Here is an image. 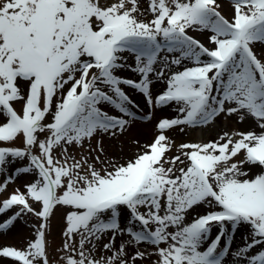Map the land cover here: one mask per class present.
Here are the masks:
<instances>
[{"label": "snow or ice", "instance_id": "snow-or-ice-1", "mask_svg": "<svg viewBox=\"0 0 264 264\" xmlns=\"http://www.w3.org/2000/svg\"><path fill=\"white\" fill-rule=\"evenodd\" d=\"M228 5L0 0V233L39 221L0 259L264 264V0ZM133 93L155 135L126 155Z\"/></svg>", "mask_w": 264, "mask_h": 264}, {"label": "rangeland", "instance_id": "rangeland-1", "mask_svg": "<svg viewBox=\"0 0 264 264\" xmlns=\"http://www.w3.org/2000/svg\"><path fill=\"white\" fill-rule=\"evenodd\" d=\"M222 2L224 3V9L222 10V14L227 16L229 15L228 0H222ZM200 38L202 39V41H204V37H200ZM163 88H164L163 84L157 85V90H160ZM136 101L137 103H139L140 109H142L143 111L138 112L136 123L132 126V130L130 134L126 136L125 138H123V149L126 155H131L132 152L135 150L136 146L130 143L131 140L138 139L139 141H141V143H150L155 135L156 120L154 119L152 121H149L143 118L144 114L148 112V109L142 99L139 98ZM164 114L175 115V113L172 112V110L171 111L168 110L167 113L158 112L156 114V119H159L160 116ZM224 127H225V124L221 122L218 127L211 128L208 130L191 131L189 132L188 135L180 133L179 131H175V132H170L169 135H171L172 138L175 139L177 144L182 143V142H199L201 140L206 142L208 140L215 139L217 136V133L220 131L221 128H224ZM226 127L227 128H240L241 130H247L243 126L237 125L235 122L228 123ZM118 147H119V144L117 145L116 148L112 149V152L117 153ZM18 183H22V181H19ZM14 186L16 185H13V187ZM3 219L4 217H0V220H3ZM38 223L39 221H37L34 217L26 218L23 221H19L17 225L14 226L9 231L0 233V246H10V247H15V248L25 247L28 240L31 239L33 236V229L31 226L33 224H38ZM57 223H58L57 221L53 222L54 228H55L54 235L49 237V243L53 249L57 248L62 243V237H61L62 223H60L59 227H56ZM241 234L242 233L237 234L234 247L242 243L240 239ZM0 264H12V262L9 260L0 259Z\"/></svg>", "mask_w": 264, "mask_h": 264}, {"label": "bare ground", "instance_id": "bare-ground-1", "mask_svg": "<svg viewBox=\"0 0 264 264\" xmlns=\"http://www.w3.org/2000/svg\"><path fill=\"white\" fill-rule=\"evenodd\" d=\"M132 95H133V98H134V99H136V100L139 99V95H138V94H134V93H133ZM169 110L171 111V109H169ZM139 138H140V137H139Z\"/></svg>", "mask_w": 264, "mask_h": 264}]
</instances>
